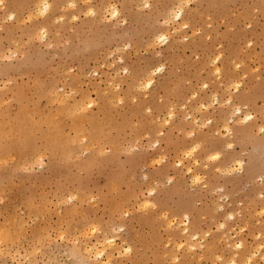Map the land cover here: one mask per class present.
Listing matches in <instances>:
<instances>
[{
    "label": "rangeland",
    "instance_id": "rangeland-1",
    "mask_svg": "<svg viewBox=\"0 0 264 264\" xmlns=\"http://www.w3.org/2000/svg\"><path fill=\"white\" fill-rule=\"evenodd\" d=\"M38 1L0 0V264H264V0Z\"/></svg>",
    "mask_w": 264,
    "mask_h": 264
},
{
    "label": "bare ground",
    "instance_id": "bare-ground-1",
    "mask_svg": "<svg viewBox=\"0 0 264 264\" xmlns=\"http://www.w3.org/2000/svg\"><path fill=\"white\" fill-rule=\"evenodd\" d=\"M35 6L37 7V9L39 10V12H41V13L47 12L49 10V8H50L49 3H48L47 0H41V1L39 0L38 3ZM171 12H172L173 17H176V18H181L182 17V8L181 7H178L177 9L173 7V10H171ZM110 13H111V15H114V14L116 15L118 13L117 8L114 7V6H112ZM183 24H186V23L185 22H182V26H183ZM41 32L44 34L45 33V30L43 29V30H41ZM165 36L166 35L161 34L159 37L165 38ZM160 69H161V67H157L155 69H152L149 72L147 71L148 78L144 81V83H143L144 86L149 87L152 84L153 78H152L151 74L153 72H156L157 70H160ZM88 103H90V101ZM238 111L240 112L239 109H238ZM171 115H172V112H170V116ZM252 117L253 116L247 112V113H244V116L242 117L241 120H243L244 122H247V121L251 120ZM226 128H227V130H230L229 126H226ZM191 150L192 149H189L188 152H191ZM195 176L196 175H194V178H195ZM183 231H186V232L188 231L187 225H185L183 227ZM113 242H114L113 237H106L103 242L99 241V243H102L101 247L98 246L97 243H95V244L94 243L93 244L92 243L91 244L86 243L82 247V249L86 253L87 256H92L94 258V260H96V263H98V264H111V257L112 256L109 253L110 251L108 252V250H107L108 248H106L105 246L106 245H109L110 246L111 244L113 245ZM189 247H193V245H190ZM129 250H130L129 247L124 248V251L125 252L126 251H129ZM88 258H90V257H88ZM250 258H251V256H247V258L245 260L248 261ZM245 260H243V262Z\"/></svg>",
    "mask_w": 264,
    "mask_h": 264
}]
</instances>
